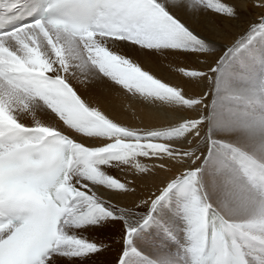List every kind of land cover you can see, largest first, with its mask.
<instances>
[{
    "label": "snow or ice",
    "instance_id": "1",
    "mask_svg": "<svg viewBox=\"0 0 264 264\" xmlns=\"http://www.w3.org/2000/svg\"><path fill=\"white\" fill-rule=\"evenodd\" d=\"M201 8L229 21L242 20L250 8L257 15L223 55L201 61L222 24L197 18ZM201 27L208 35L198 34ZM258 36H264V0H0V100H11L17 89H25L32 94L25 96L27 102L37 98L45 105L40 118L52 129L47 135L34 124H23L11 104L6 109L11 119L0 120L4 183L27 168L48 197L26 210L23 201L7 190L0 192V225L5 226L0 264H81L90 253L98 254L96 264H108L104 242L89 240L76 229L100 223L99 218L120 217L122 241L130 242L170 192L186 187L188 173L207 161L201 156L192 163L186 147L173 143L185 129L168 122L185 118L190 88L210 77L219 83L230 55ZM107 41H116L124 59L112 64L101 56L113 52ZM159 47L197 54L194 63H172V68L196 69L180 81L183 92L146 86L150 78L165 84L176 79L175 71L153 55ZM145 97L149 103H143ZM128 103H143L139 121L122 109ZM189 119L199 120V113ZM91 121L103 123L108 133L97 137L82 131ZM85 150L87 155H81ZM108 167L120 168L124 180L110 175ZM141 208L146 213L132 223L133 209ZM45 210L51 213L54 234L17 245L25 222ZM248 246L251 254L264 253V240L254 239ZM135 251L123 246L115 264H125L124 257Z\"/></svg>",
    "mask_w": 264,
    "mask_h": 264
},
{
    "label": "clouds",
    "instance_id": "2",
    "mask_svg": "<svg viewBox=\"0 0 264 264\" xmlns=\"http://www.w3.org/2000/svg\"><path fill=\"white\" fill-rule=\"evenodd\" d=\"M105 43L113 49L111 54L101 52L107 62L115 64L124 59L123 49L116 41ZM213 54L210 49L202 52L201 56L212 58ZM155 55L164 68L173 71L163 47L156 48ZM195 71L194 68H176V79L168 84L150 78L146 86L156 92L170 89L181 93L184 88L180 81ZM208 82L209 87L203 90L202 95L199 94V86L189 89L185 118L168 122L170 126L185 129L173 143L186 147V155L192 159V163L201 156L207 161L185 177L176 264H254L248 245L254 239L264 240V68L255 86L225 88L211 77ZM210 94L214 97L211 119L206 114ZM31 95L25 89H17L11 100H0V108L4 110L7 119H11L14 113L23 124H34L38 131L51 135L52 129L44 127L49 122L40 118L47 109L40 99L32 98L30 103L27 102L25 96ZM143 102L149 103L150 97H145ZM9 104L12 113L6 111ZM253 104L256 106L252 107ZM121 107L129 112L133 104ZM197 113L199 120L189 119ZM201 121L203 127L197 128ZM194 128L197 130L193 133ZM82 131L101 137L109 129L101 122L91 121ZM197 136L199 139L192 144ZM209 141L214 143L210 144ZM206 147L207 150L211 147V156L205 155ZM88 151L85 150L81 155H87ZM21 171V175L13 176L5 184V172L0 168V192L7 190L23 201L26 210L46 202L47 194L34 184L30 178L31 170L22 167ZM50 214L45 210L39 218L33 216L26 221L15 243L23 247L33 240L53 235L54 226L49 222ZM4 227L0 225V231Z\"/></svg>",
    "mask_w": 264,
    "mask_h": 264
},
{
    "label": "bare ground",
    "instance_id": "3",
    "mask_svg": "<svg viewBox=\"0 0 264 264\" xmlns=\"http://www.w3.org/2000/svg\"><path fill=\"white\" fill-rule=\"evenodd\" d=\"M245 13V17L240 21L224 20V18L218 17L216 13L204 8H201L196 14L197 18L207 19L211 22L222 21V24L219 25L220 31L218 34L211 37L212 43L209 47L214 53L211 59L214 60L223 55L229 43L233 39L239 38L245 32L247 25L255 20L257 13L254 8L246 9ZM198 34L201 36L208 35L204 27L198 29ZM153 55L155 56V54ZM167 57L171 63H194L196 62L197 54L187 49L179 52L169 50L167 51ZM157 59L160 62V59ZM200 60L203 61L204 57L201 56ZM179 66L183 65L181 64ZM176 67H173V71H175ZM262 68H264V36H258L246 44L245 47L240 48L237 52L230 55L219 74V83L225 88L237 85L255 86L259 82ZM168 71L170 70L168 69ZM199 87L206 90L209 87V82L202 81ZM208 101L209 108L206 110V114L211 117L213 115L212 104L214 103V97L211 94L208 97ZM143 103L135 105L129 111V115L135 113L137 121H139L145 112ZM251 106L255 107L256 105L253 104ZM205 155H208L207 147L205 148ZM143 162L147 164L153 163L150 160H144ZM106 171L112 176H117L122 181L125 178L123 174H119L120 168L118 167H108ZM127 178L132 179V176L129 175ZM182 200L183 190L174 189L170 192L158 204L156 209L152 210V219L150 222L147 225L139 227L132 234V242L130 244L127 241H122L124 219L120 217L99 218L100 223L89 222L86 227L78 228L76 231L83 233L89 240L104 242L106 245L104 249L106 256L104 259L108 261V264H115L119 253L123 250V246L138 249L164 264H176L177 259L171 254V247L166 242V238L168 233H179V225L181 224L182 218L180 212ZM146 211V208L139 210L133 209V215L130 217L132 223H136L137 218L143 216ZM97 255V253L85 255L81 264H96ZM74 259L79 260L80 258L74 257ZM124 261L125 264H143V261L130 252L128 256L124 257Z\"/></svg>",
    "mask_w": 264,
    "mask_h": 264
},
{
    "label": "rangeland",
    "instance_id": "4",
    "mask_svg": "<svg viewBox=\"0 0 264 264\" xmlns=\"http://www.w3.org/2000/svg\"><path fill=\"white\" fill-rule=\"evenodd\" d=\"M127 242H128V241H127ZM128 243H131V240H130V242H128ZM133 254H135V252H132V255H133ZM172 263H175V262H172Z\"/></svg>",
    "mask_w": 264,
    "mask_h": 264
}]
</instances>
